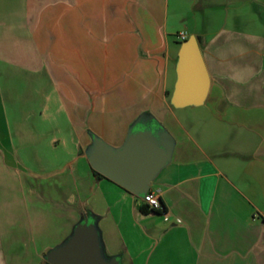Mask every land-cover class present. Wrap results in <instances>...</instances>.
Segmentation results:
<instances>
[{
	"label": "crops",
	"instance_id": "0c3cea01",
	"mask_svg": "<svg viewBox=\"0 0 264 264\" xmlns=\"http://www.w3.org/2000/svg\"><path fill=\"white\" fill-rule=\"evenodd\" d=\"M181 33L210 78L189 106ZM141 131L161 212L89 161ZM86 220L119 264H264V0H0V264H49Z\"/></svg>",
	"mask_w": 264,
	"mask_h": 264
},
{
	"label": "water",
	"instance_id": "95a60500",
	"mask_svg": "<svg viewBox=\"0 0 264 264\" xmlns=\"http://www.w3.org/2000/svg\"><path fill=\"white\" fill-rule=\"evenodd\" d=\"M210 78L195 38L185 41L181 53L175 102L181 106L203 102ZM92 168L135 195L149 193L150 184L168 162V153L150 132L133 133L125 146L113 150L100 139L89 158ZM49 264H119L107 261L101 250L96 226L88 220L73 236L47 256Z\"/></svg>",
	"mask_w": 264,
	"mask_h": 264
},
{
	"label": "built area",
	"instance_id": "2783aa9c",
	"mask_svg": "<svg viewBox=\"0 0 264 264\" xmlns=\"http://www.w3.org/2000/svg\"><path fill=\"white\" fill-rule=\"evenodd\" d=\"M179 38L182 41H185L186 40L185 33H181L179 35ZM143 201L151 211L161 212L163 209V204L160 198L152 193L145 194L143 197Z\"/></svg>",
	"mask_w": 264,
	"mask_h": 264
},
{
	"label": "rangeland",
	"instance_id": "374dc122",
	"mask_svg": "<svg viewBox=\"0 0 264 264\" xmlns=\"http://www.w3.org/2000/svg\"><path fill=\"white\" fill-rule=\"evenodd\" d=\"M216 3L217 2H224V3H227L228 0H214ZM228 11V7L227 9H219V8H216L213 15H212V21L210 18H208V22H213V24L215 25H220L222 24L223 22H225V19L227 17V12Z\"/></svg>",
	"mask_w": 264,
	"mask_h": 264
},
{
	"label": "trees",
	"instance_id": "16d2710c",
	"mask_svg": "<svg viewBox=\"0 0 264 264\" xmlns=\"http://www.w3.org/2000/svg\"><path fill=\"white\" fill-rule=\"evenodd\" d=\"M94 173H95V175H96V177H97L98 179H100V178H105V176H103L102 174L96 172L95 170H94ZM142 211L146 212V211H151V210L148 208V206H146V208H145V209L143 208ZM152 212H155V211H152Z\"/></svg>",
	"mask_w": 264,
	"mask_h": 264
}]
</instances>
